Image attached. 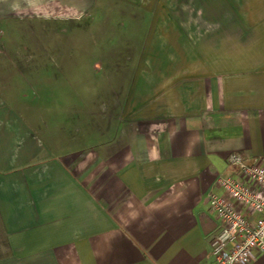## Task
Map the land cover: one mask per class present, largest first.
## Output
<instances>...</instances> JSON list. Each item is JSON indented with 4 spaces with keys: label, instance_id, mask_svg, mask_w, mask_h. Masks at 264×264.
Listing matches in <instances>:
<instances>
[{
    "label": "crops",
    "instance_id": "0c3cea01",
    "mask_svg": "<svg viewBox=\"0 0 264 264\" xmlns=\"http://www.w3.org/2000/svg\"><path fill=\"white\" fill-rule=\"evenodd\" d=\"M96 1L0 0V19ZM114 1L150 10L123 99L43 117L0 81V264H212L228 153L264 164V0Z\"/></svg>",
    "mask_w": 264,
    "mask_h": 264
},
{
    "label": "rangeland",
    "instance_id": "374dc122",
    "mask_svg": "<svg viewBox=\"0 0 264 264\" xmlns=\"http://www.w3.org/2000/svg\"><path fill=\"white\" fill-rule=\"evenodd\" d=\"M16 14L53 17L0 19V81L11 86L5 100L16 108L60 118L102 112L103 100L123 99L141 72L148 9L97 0L83 16L42 6Z\"/></svg>",
    "mask_w": 264,
    "mask_h": 264
},
{
    "label": "built area",
    "instance_id": "2783aa9c",
    "mask_svg": "<svg viewBox=\"0 0 264 264\" xmlns=\"http://www.w3.org/2000/svg\"><path fill=\"white\" fill-rule=\"evenodd\" d=\"M227 163L239 177L217 176L224 195H208L220 221L210 239L212 264H250L257 256L264 257V164L235 151L228 153Z\"/></svg>",
    "mask_w": 264,
    "mask_h": 264
}]
</instances>
